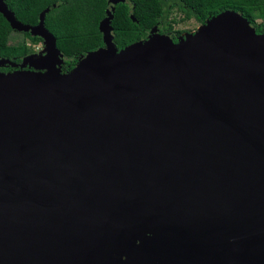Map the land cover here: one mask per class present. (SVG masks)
I'll use <instances>...</instances> for the list:
<instances>
[{"label":"water","instance_id":"95a60500","mask_svg":"<svg viewBox=\"0 0 264 264\" xmlns=\"http://www.w3.org/2000/svg\"><path fill=\"white\" fill-rule=\"evenodd\" d=\"M63 71L0 58V264H264V31L225 10Z\"/></svg>","mask_w":264,"mask_h":264},{"label":"trees","instance_id":"16d2710c","mask_svg":"<svg viewBox=\"0 0 264 264\" xmlns=\"http://www.w3.org/2000/svg\"><path fill=\"white\" fill-rule=\"evenodd\" d=\"M18 20L37 25L47 8L46 27L55 35L57 46L65 55L63 71L73 69L80 57L105 46L100 23L106 17L108 0H5ZM177 9L182 20L194 18L199 24L225 10L242 13L258 32L264 31V0H125L117 3L112 22L114 42L119 50L145 40L154 28L178 41L183 31L175 30L178 21L171 17ZM259 20L261 22H259ZM30 38L33 43L44 42L39 36L14 29L0 12V58L20 63L32 53L25 39L12 41L14 33ZM12 65L0 66V71H12Z\"/></svg>","mask_w":264,"mask_h":264},{"label":"rangeland","instance_id":"374dc122","mask_svg":"<svg viewBox=\"0 0 264 264\" xmlns=\"http://www.w3.org/2000/svg\"><path fill=\"white\" fill-rule=\"evenodd\" d=\"M171 17H176V19L178 20L174 24V29L183 31L182 33L179 34L180 37L185 36V35L187 36L188 33H191V34L196 33L201 26V24H199L194 18H190L188 20H182L184 17V14L177 9L173 11ZM259 22L261 21L259 20ZM24 39L30 47H33L31 54L40 55V56H43L46 54V48H45L44 42L35 44L31 41L30 38H27V37L24 38L22 34L17 33V32L14 33L12 41L15 43H21Z\"/></svg>","mask_w":264,"mask_h":264},{"label":"bare ground","instance_id":"6f19581e","mask_svg":"<svg viewBox=\"0 0 264 264\" xmlns=\"http://www.w3.org/2000/svg\"><path fill=\"white\" fill-rule=\"evenodd\" d=\"M187 36H188V37H191V33H188Z\"/></svg>","mask_w":264,"mask_h":264},{"label":"flooded vegetation","instance_id":"af4514ba","mask_svg":"<svg viewBox=\"0 0 264 264\" xmlns=\"http://www.w3.org/2000/svg\"><path fill=\"white\" fill-rule=\"evenodd\" d=\"M180 38V35H178V39Z\"/></svg>","mask_w":264,"mask_h":264}]
</instances>
